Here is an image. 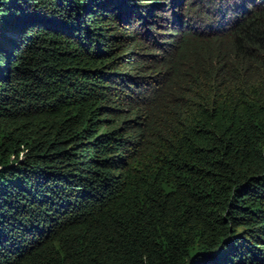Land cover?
<instances>
[{
	"label": "trees",
	"instance_id": "16d2710c",
	"mask_svg": "<svg viewBox=\"0 0 264 264\" xmlns=\"http://www.w3.org/2000/svg\"><path fill=\"white\" fill-rule=\"evenodd\" d=\"M118 1L0 0V264H264V0Z\"/></svg>",
	"mask_w": 264,
	"mask_h": 264
},
{
	"label": "rangeland",
	"instance_id": "374dc122",
	"mask_svg": "<svg viewBox=\"0 0 264 264\" xmlns=\"http://www.w3.org/2000/svg\"><path fill=\"white\" fill-rule=\"evenodd\" d=\"M114 2H116L115 4H114V8H119V9H121L122 8V5L124 4L123 2H121V1H118V0H113ZM214 1H216L217 3H221V6L222 5H231V2H233V1H236V0H214ZM256 0H246V2H245V5H243V6H241L243 9H245V7H246V10L248 9V5L250 4V5H253V3L255 2ZM138 0L136 1V0H129L128 1V5L130 6V8H132V9H134V7L132 6V5H134V4H137V8H139V9H142V8H144L143 9V11L145 12V8H147V7H149V5L150 4H144V5H140V4H138V3H140V1L138 2ZM147 2H149L148 0H147ZM164 2H165V5H166V15H164V17L165 18H168V17H170V13H172V9L170 8V9H168L169 7H168V1H165L164 0ZM205 3V4H204ZM210 3H211V0H210V2H207L206 0H203V6L201 5V2H200V0H175V10H176V16L178 17H180V16H184V19H190L191 17H193L192 15L195 13V12H197V11H199L200 9H207L208 7H210ZM190 5H193V6H196V10H194V11H191V10H189V8H190ZM170 6V5H169ZM171 7H173V4L171 5ZM239 9V8H238ZM157 10H158V8H157ZM159 11V10H158ZM205 19V21L206 22H211L210 20H208L207 18H204ZM232 19V21H233V19L234 18H231ZM116 20V19H115ZM165 21H167L168 23L169 22H171L172 20H171V18H168V19H166ZM117 22V21H116ZM126 22H124L123 21V24H125ZM116 24V25H115ZM115 24H112V25H106V26H103V27H105L104 29H106V33H104L102 30H99V31H101L102 32V34L106 37V38H108L109 36L108 35H110V36H118V35H125V33L123 32V30H122V28L120 27V25H119V22H117V23H115ZM228 24V23H227ZM227 24H221L222 26H220L221 28H223V27H226L227 26ZM165 26H171L172 27V25H170V24H167V25H164L163 24V26H159V27H165ZM100 27H102V26H100ZM121 28V29H120ZM136 30V29H135ZM96 31H98V30H96ZM139 31H140V28H139ZM100 32V33H101ZM127 32H131V29L130 30H128ZM151 32H153V31H151ZM107 35V36H106ZM136 35H138V34H136L135 33V35L134 36H136ZM141 35H143V33H141V34H139V37L141 36ZM123 37V36H122ZM148 40L150 39L149 37H147V36H145ZM122 39V38H121ZM106 42H107V40H105ZM128 42L130 43V44H132V42L133 41H130V40H128ZM144 51H146V50H144ZM111 64V63H110ZM107 65V64H106ZM114 65H117V69H119V70H123L124 69V66H121L120 65V63H118V62H116V63H114V64H111L110 65V67L112 66H114ZM20 156H21V154H20ZM1 169V168H0ZM226 224V223H225ZM224 224V225H225ZM227 225V224H226ZM244 227V225H235V228H232V230L234 231V232H240L241 230H246L247 228H243ZM237 230V231H236ZM228 230L226 229V232H227ZM225 232V229H221V228H218L216 231H215V235H216V238L218 237V235L219 236H221L223 233Z\"/></svg>",
	"mask_w": 264,
	"mask_h": 264
},
{
	"label": "clouds",
	"instance_id": "9594fccd",
	"mask_svg": "<svg viewBox=\"0 0 264 264\" xmlns=\"http://www.w3.org/2000/svg\"><path fill=\"white\" fill-rule=\"evenodd\" d=\"M207 2H210V0H206ZM214 2L215 4H217V2L216 1H214V0H211V2ZM172 2V4H173V6H175V0H172L171 1ZM200 2H201V0H200ZM245 2H246V0H236V1H233V3L236 5V7L235 8H233V9H231L230 10V13L232 14L231 16H229V18L231 19V18H234L235 17V15H236V11H240V12H243V11H246V7H245V9H243L241 6H243V5H245ZM203 0H202V2H201V5L203 6ZM205 4V3H204ZM210 4H213V3H210ZM219 5H221V3H218ZM209 8V7H208ZM239 8V9H238ZM196 13V12H195ZM205 16L204 15H197V17H191L190 19H188V22H190V24H193V25H195V26H199L200 24H204V23H208V22H206L205 21ZM179 23V22H178ZM181 23V22H180ZM220 23H222V22H220ZM184 24V22L183 23H181V25H183ZM209 24V23H208Z\"/></svg>",
	"mask_w": 264,
	"mask_h": 264
}]
</instances>
